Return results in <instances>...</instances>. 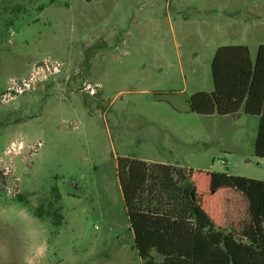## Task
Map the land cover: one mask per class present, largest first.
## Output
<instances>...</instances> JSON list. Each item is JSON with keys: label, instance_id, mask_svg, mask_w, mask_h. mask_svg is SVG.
Listing matches in <instances>:
<instances>
[{"label": "rangeland", "instance_id": "374dc122", "mask_svg": "<svg viewBox=\"0 0 264 264\" xmlns=\"http://www.w3.org/2000/svg\"><path fill=\"white\" fill-rule=\"evenodd\" d=\"M261 43L264 0H0V264H142L118 157L264 180L258 116L189 110L218 47ZM54 185L57 232L16 200Z\"/></svg>", "mask_w": 264, "mask_h": 264}, {"label": "trees", "instance_id": "16d2710c", "mask_svg": "<svg viewBox=\"0 0 264 264\" xmlns=\"http://www.w3.org/2000/svg\"><path fill=\"white\" fill-rule=\"evenodd\" d=\"M211 72L213 88L193 93L189 110L258 116L254 154L264 158V43L254 59L247 45L218 47ZM117 173L142 264H264L263 179L129 156L118 157ZM16 200L55 232L64 222L56 185L37 206Z\"/></svg>", "mask_w": 264, "mask_h": 264}, {"label": "built area", "instance_id": "2783aa9c", "mask_svg": "<svg viewBox=\"0 0 264 264\" xmlns=\"http://www.w3.org/2000/svg\"><path fill=\"white\" fill-rule=\"evenodd\" d=\"M13 89H15V91H19L18 88H13ZM1 96H5V95H4V94H0V97H1ZM13 145H14V143L12 144V146H13ZM10 149H11V148H9V149L7 150V152L10 151ZM221 162H222L223 164H225V163H226V160L223 159Z\"/></svg>", "mask_w": 264, "mask_h": 264}, {"label": "crops", "instance_id": "0c3cea01", "mask_svg": "<svg viewBox=\"0 0 264 264\" xmlns=\"http://www.w3.org/2000/svg\"><path fill=\"white\" fill-rule=\"evenodd\" d=\"M261 44H262V43H261ZM239 45H240V44H239ZM259 45H260V44H259ZM259 45H258V46H259ZM257 48H258V47H257ZM250 53H251V52H250ZM256 53H257V49H256V52H255V56H256ZM251 57H252V55H251ZM254 58H255V57H254ZM254 58H253V59H254ZM212 88H213V87H212ZM235 115H236V114H235ZM211 116H212V115H211ZM146 161H148V160H146ZM148 162H150V161H148Z\"/></svg>", "mask_w": 264, "mask_h": 264}]
</instances>
